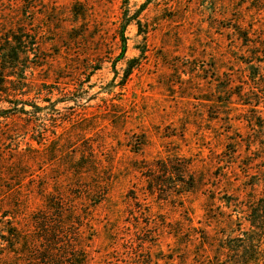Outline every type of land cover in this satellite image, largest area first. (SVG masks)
Instances as JSON below:
<instances>
[{
    "label": "rangeland",
    "instance_id": "374dc122",
    "mask_svg": "<svg viewBox=\"0 0 264 264\" xmlns=\"http://www.w3.org/2000/svg\"><path fill=\"white\" fill-rule=\"evenodd\" d=\"M20 25L40 67L0 116L40 110L0 118V264H228L261 197L264 0H0Z\"/></svg>",
    "mask_w": 264,
    "mask_h": 264
},
{
    "label": "trees",
    "instance_id": "16d2710c",
    "mask_svg": "<svg viewBox=\"0 0 264 264\" xmlns=\"http://www.w3.org/2000/svg\"><path fill=\"white\" fill-rule=\"evenodd\" d=\"M28 32V29L21 25L12 30L1 29L0 31V91L5 90L3 94L6 98H17L15 94L23 90H29L28 94L23 96L30 98L32 95V86L30 85L31 82L27 72L31 70V74H33L40 65L39 63L35 64L30 59L29 53V49L36 44L37 32L34 35ZM244 36L245 42H250L248 34L245 33ZM246 46L249 45L246 44ZM252 51L254 60L245 62V65L251 72V81L253 83L250 90L264 92V41L259 43L258 47L252 48ZM34 57H36L35 54H33ZM35 87L33 86V88ZM36 88L37 90L46 91L47 94H51L45 84H39ZM28 100L26 102H29ZM8 103L11 104V102ZM18 105L20 104L9 106L6 111H13L14 113L9 114V116H0V118L7 121L15 117L21 118L22 116H27L30 117L29 120H32L31 114H34L35 110H40L39 107L34 105H28L32 110H27L25 107L20 108ZM243 105L252 107L249 111L258 120L256 126L260 130L259 133H264V120L258 115L260 113L258 108L261 105L264 106L263 103L255 102ZM33 116L34 119L37 117V115ZM2 122L0 121V130L2 129ZM251 124L253 123L251 122ZM248 143L252 144V141L250 140ZM262 145L261 153L264 155V140H262ZM249 179L251 188L261 187V197H253L252 199L254 200L246 203V205H242L240 202L235 205V208L244 210L245 213L243 214L246 216L249 229L246 231L241 229L238 236L229 239L230 244L227 250L231 252V261L228 264H264V170L258 171L255 175L249 177ZM225 204L226 208H233L232 200L227 201ZM211 264L219 263L212 262Z\"/></svg>",
    "mask_w": 264,
    "mask_h": 264
}]
</instances>
